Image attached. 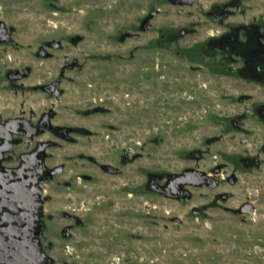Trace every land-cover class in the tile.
I'll return each mask as SVG.
<instances>
[{
    "label": "rangeland",
    "instance_id": "1",
    "mask_svg": "<svg viewBox=\"0 0 264 264\" xmlns=\"http://www.w3.org/2000/svg\"><path fill=\"white\" fill-rule=\"evenodd\" d=\"M251 2L247 18L260 3ZM190 10L170 0H0V20L16 29L15 48L5 56L8 60L10 53L11 65L28 72L22 87L62 78L67 55L70 62L81 63L67 70L62 81L67 95L61 101L35 92L23 97L26 107H53L60 122L87 129L77 144L53 149L54 162L68 161L58 180L79 172L95 176L92 183L78 184L79 193L58 191L57 182L49 189L55 235L66 223L63 210L85 221L72 238L55 240L49 253L57 264H264V122L251 117L240 123L242 131L232 122L243 110L239 96L262 86L232 72L237 64L222 71L216 66L219 58L193 54L192 49L206 45L212 25L173 40L195 20ZM152 11L159 14L143 32L140 25ZM163 32L164 47L158 43ZM135 33L140 37L129 36ZM78 36L80 43L66 41L53 58L38 55L49 39ZM144 89L149 92L148 120L128 124V115H142L144 103H136L142 97H135ZM219 136L224 139L209 143ZM128 146L136 159L122 166ZM90 156L112 161L123 174H105ZM249 157L260 164L251 160L247 165ZM222 167V178L237 173L235 183L223 180L215 189L188 185L191 198L174 199L145 187L151 172L216 174ZM247 201L255 206L253 214L238 211ZM194 208L202 213L195 214ZM65 244L76 249L65 250Z\"/></svg>",
    "mask_w": 264,
    "mask_h": 264
},
{
    "label": "flooded vegetation",
    "instance_id": "2",
    "mask_svg": "<svg viewBox=\"0 0 264 264\" xmlns=\"http://www.w3.org/2000/svg\"><path fill=\"white\" fill-rule=\"evenodd\" d=\"M170 1L178 6L190 7L191 15L195 17L191 27H183L180 34L173 37L174 41L187 35L197 34V29L203 24L212 25L213 28H208L206 31L207 37L204 38L206 45L203 47L205 49H192L193 54L204 55L209 59L219 58L220 62L216 66H220L222 71L228 70L230 63L237 64L238 67L230 68L232 72L236 70L246 80L262 86L254 87L255 92L260 94L244 92L239 96V102L244 106L232 120L234 127L242 131L244 127L240 123L251 117L264 122V0H259L258 5L255 4L256 13L252 18H247V11L250 10L248 6L253 5L252 0ZM158 14L157 12L154 17ZM149 15L140 25L143 32L151 27L154 17L146 22L147 26L143 29L145 19ZM15 31V27L8 26L5 21L0 20V264H16L22 256L25 261L31 256L32 224L38 213L41 225L40 243L49 256V264H57L55 258L49 253L56 245L55 240L72 238L75 229L84 227L85 221L79 213L63 210L66 223L55 235L51 231L56 223L55 213L48 209L54 196L49 189L53 183L57 182L58 189L60 188L58 191L70 193V190L76 191L80 183L94 182L95 176L79 172L73 179L58 180L57 177L67 170L68 161L54 162L53 149L77 144L79 137H83L87 129L84 125L71 123L69 120L60 122L59 112L53 107L39 111L33 107H26L23 97L26 98L29 92H35L56 102L61 101L67 95V89L62 86L67 70L80 68L81 63L78 59L70 62L67 55L61 72L62 78L39 83L33 87H22L21 81L28 77V72L23 73L18 66L11 65L9 52L10 59L7 60L5 56L6 50L15 48L13 47L14 44L16 45L13 36ZM129 36L138 38L140 34H129ZM164 38L163 32L158 39V43L163 47ZM81 40L80 36L49 39L39 48L38 55L45 59L53 58L55 51H63L66 48V41L78 44ZM131 95L134 97L133 93ZM140 95L142 99H136V103L138 105L139 102L144 103L141 107L142 115H128L126 117L128 124L135 121L145 123L148 120L149 92L144 89L141 94L138 92L135 98ZM95 110L100 109L95 107ZM114 130L118 131L116 128ZM223 139L224 136H219L208 141L212 143ZM111 143L112 141L108 145L112 149L114 147ZM113 143L116 145L115 142ZM132 149V146L124 147L120 160L122 166L136 159L134 156H129ZM261 151L264 152V143ZM89 160L105 174L120 176L124 172L121 166L115 165L112 161H101L93 156H90ZM251 160L260 164V160L253 157L246 158L245 163L250 165ZM59 166H62L61 171ZM222 169L223 167L215 170L216 174L188 169L189 177L151 172L148 173L145 187L149 191L174 199L191 198L192 195L184 196V190L188 185H195V182L213 189L219 187L224 181L235 183L237 173L234 176L222 178ZM184 180L188 181L186 185L182 184ZM177 189L181 190L178 197L170 196L176 194ZM219 196L225 200L228 199L226 194ZM38 203H40V212H38ZM194 213L201 214L202 211L198 208V211ZM71 248L75 250L76 246L64 245L65 250ZM64 264L71 263L66 261Z\"/></svg>",
    "mask_w": 264,
    "mask_h": 264
},
{
    "label": "water",
    "instance_id": "3",
    "mask_svg": "<svg viewBox=\"0 0 264 264\" xmlns=\"http://www.w3.org/2000/svg\"><path fill=\"white\" fill-rule=\"evenodd\" d=\"M156 14H157V11H153L145 19V23L143 24V29H145L147 26L146 22L148 20H150L152 17H154ZM2 25H4L3 22H2ZM110 167H112V166H110ZM61 170H62V166H59V171H61ZM116 170H118V169L116 168ZM188 171L189 170H185L183 173H180L178 175L180 177H182V176L184 177L185 175L187 177H189ZM187 182H188L187 180H184V181H182V184L186 185ZM194 184L201 185V183H196V182ZM180 191H181L180 189H177L176 190L177 193L170 195V196L178 197ZM184 192H185V194H184L185 197H191V192L188 189H185ZM39 206H40V203H38V212H40ZM197 211H198V208L193 209V212H197ZM238 211L242 212V213L248 212L250 214H253L255 212V206L253 205V203L247 202V203L243 204L242 207L240 209H238ZM35 219H37V222H35ZM177 220L180 221L181 219L177 218ZM40 226H41L40 225V214L38 213L37 217L34 218V222L32 224V241H31L32 249L30 251L31 256L26 261L24 260L23 256L21 258H19V260L17 258L16 260H18V263H16V264H49V256L43 250L42 245L40 243V234H41ZM20 252L22 253L23 251H20Z\"/></svg>",
    "mask_w": 264,
    "mask_h": 264
}]
</instances>
